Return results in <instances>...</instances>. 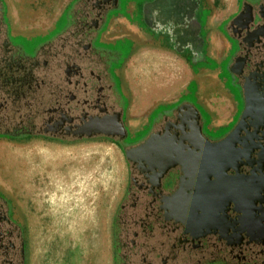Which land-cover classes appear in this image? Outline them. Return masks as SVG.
Wrapping results in <instances>:
<instances>
[{
    "label": "flooded vegetation",
    "instance_id": "1",
    "mask_svg": "<svg viewBox=\"0 0 264 264\" xmlns=\"http://www.w3.org/2000/svg\"><path fill=\"white\" fill-rule=\"evenodd\" d=\"M81 1L88 25L78 34L95 36L114 0ZM238 3L220 26L229 49L217 62L218 76L224 75V87L236 108L228 125L217 131L230 130L215 139L205 132H217L206 124V109L185 101L152 123L145 138L126 142V109L120 105L110 61L95 50L92 38L75 39V50L68 54L63 51L66 45L46 41L28 56L25 46L0 26V136L63 141L107 137L126 154L130 182L114 221L115 264L117 239L129 246V252L121 253L130 257L128 264H264V0ZM58 61L63 66L59 76ZM47 68L52 74L41 76ZM47 93L49 100L44 102L41 95ZM234 117L239 119L231 127ZM233 131L231 143L215 158L197 154L208 152L207 140L218 142ZM195 144L201 149L194 154ZM195 156L201 160L197 164ZM170 163L176 164L169 167ZM206 166L217 175L201 185L209 207L219 212L215 220L203 222L198 211L189 221L186 217L192 212L184 207V195H173L185 189L197 193L201 172L195 177L190 171ZM26 248L25 229L10 217L0 196V264H26Z\"/></svg>",
    "mask_w": 264,
    "mask_h": 264
},
{
    "label": "crops",
    "instance_id": "2",
    "mask_svg": "<svg viewBox=\"0 0 264 264\" xmlns=\"http://www.w3.org/2000/svg\"><path fill=\"white\" fill-rule=\"evenodd\" d=\"M3 1L7 28L13 39L22 37L33 42H49L70 27L73 6L78 0ZM238 4L237 0L235 9L224 13L218 9L217 0H114L113 9L97 31L94 48L110 62L123 57L115 66V72L122 78L123 92L130 100L126 113H130V118L134 116L129 123L136 130L147 124L148 115L157 107H170L189 98L193 83L196 85L194 102L205 108L200 87L218 68L217 62L227 55L229 42L220 26L238 9ZM199 9L207 11L203 25L197 17ZM204 30H207L205 36L201 34ZM174 31H178L185 42L182 40L177 44ZM218 37L226 44L220 61L216 53ZM127 42L131 46L125 54ZM156 69H163L164 81L155 78ZM148 75L150 77L146 78ZM147 82L153 84L152 88H148ZM206 111L210 130L217 131L226 126L212 124L211 113ZM81 141L83 139L63 141L46 136L21 139L0 136V145L16 147L15 161L5 163L0 159V192L13 199L12 213L16 216H12L26 233L31 229L28 237H41L45 229L53 227L79 225L96 209V204L89 206L93 209L91 211L85 210V204L78 200L74 206H65L63 197H56L57 202L53 199L56 194L64 195L63 185L72 180V169L81 167L82 154L78 145ZM6 170L15 172L14 195L9 193L11 186L4 179ZM94 194L86 192L84 196L94 197ZM105 213L103 209L104 217ZM115 217L116 214L113 221ZM113 245L115 264V239Z\"/></svg>",
    "mask_w": 264,
    "mask_h": 264
},
{
    "label": "rangeland",
    "instance_id": "3",
    "mask_svg": "<svg viewBox=\"0 0 264 264\" xmlns=\"http://www.w3.org/2000/svg\"><path fill=\"white\" fill-rule=\"evenodd\" d=\"M236 4L237 0H217L218 9L224 13L235 9ZM206 15L207 11L199 9L197 17L202 25L205 22ZM206 32L207 30H204L201 34L205 36ZM217 41L218 47L216 53L220 61L221 57L225 54L226 44L220 37H218ZM14 42L20 45L23 44L25 46V54L28 56H34L38 48L45 43V41H28L22 37L14 38ZM95 45L99 46L97 43ZM130 46L129 42L125 43V54L129 52ZM122 58L111 61L110 65L112 74L114 75L115 89L119 94L120 105L128 109L130 100L123 92L122 78L116 75L115 72V66L122 62ZM219 70V67L216 68L210 76L206 77V80L202 82L200 87L203 105L211 113L212 124H217L218 126L221 123L228 125L236 108L232 96L224 87V80L221 78L224 75L220 76L219 74L220 77L218 76ZM155 72L156 76L152 75L155 78L163 81L166 79L163 69L161 71L156 69ZM228 74L230 75V72ZM148 77L150 75L146 76V78ZM147 85L148 88H152L153 84L147 82ZM195 88L196 85L193 83L189 88L192 92L189 98L179 100L170 105V107L162 105L154 109V112L149 117L150 125L144 126L141 129L136 130L131 125L132 123H129L134 117L130 118V113H126L125 126L130 132L126 142L139 141L145 138L150 132L152 123L161 118V116L171 114L173 110L179 108L185 101L194 103L193 94ZM239 108L241 109L242 107ZM204 119L207 124L209 117L204 116ZM238 119V117L233 118L234 123L231 127L235 126ZM229 130L230 128L217 132L207 130L205 132L210 138L215 139L225 135ZM78 145L80 146L79 151L82 154L81 167L72 169V180L63 185L65 188L64 195L63 193L62 195L56 194L53 196V199L57 202L58 198L55 199L56 197H63L65 206L66 204L74 206V203H77L78 200L79 203L85 204L83 206L85 210L89 209L92 211L93 209L89 207L91 204H96L97 207L93 213H88L87 218L83 219V222H79V225L45 229L41 237L34 239L33 236L28 237V232H31V229H27L26 233V229L24 228L26 239L28 238L26 240L28 242L26 264H113V243L115 239L113 231L116 218L113 221V215L117 214V209H119V206L126 198L130 182V164L124 151L112 139L107 137L86 138ZM15 157V146L11 144L0 145V159L2 162L11 163L15 161ZM3 174L4 179L11 186V192L9 193L14 195L16 193V187L14 186L16 185L15 172L6 170ZM86 192H89V195L95 193L94 197L87 196L86 198L84 196ZM3 196L9 202L13 211V199L10 198L11 196L8 197L4 194ZM103 209L106 211L105 217L103 216ZM12 215L16 216L14 212Z\"/></svg>",
    "mask_w": 264,
    "mask_h": 264
},
{
    "label": "trees",
    "instance_id": "4",
    "mask_svg": "<svg viewBox=\"0 0 264 264\" xmlns=\"http://www.w3.org/2000/svg\"><path fill=\"white\" fill-rule=\"evenodd\" d=\"M83 10H87V9H86V7L83 6L82 1L78 0L73 6L72 23H71L70 27L63 34H60V35L55 36L54 38H52L49 41V43H56L58 45L57 47H60L61 45H66L65 47H63V51H65V53L67 52L66 54H68L70 51H74L75 50V45H74L75 42H76L75 39L82 38L83 39L82 42H85L86 40H89L91 38L94 40L97 33L95 34V36H92L91 32L89 34H87V35L79 36V34L81 32L80 28L81 29H83V27L87 28L86 25H88V23L86 22L85 18L83 19V16H82L81 12ZM0 26H4L5 28L8 27L7 26L6 15H5V3H4L3 0H0ZM70 41H72V42H70ZM69 45H71L72 47H70ZM58 51L60 52V50H58ZM61 55H62V53L60 52V55L58 56L59 59H62ZM63 56H65V55L63 54ZM61 63L62 62H59V61L56 63L57 65H56V68H55V74L58 75V76L62 75V71L59 69L60 66H61ZM61 67H63V66H61ZM39 74L41 76L48 77L52 73H50L49 72V68H47V69H44V70L40 71ZM46 92H48V91L46 90ZM41 100L44 101V102L48 101L49 100L48 93L46 95L42 94L41 95ZM208 121H209V119H208ZM0 196L6 201L8 207H9V214H10V217H11L12 208H11L9 202L5 199V197L3 196L2 193H0ZM118 213H121V210H119ZM118 218H119V215H118V217L116 219V222H118ZM123 247H125V248H123ZM129 251H130L129 246H127V245L122 246V243H119L118 239H117V242H116L117 264H123V260L125 262L124 264H128L130 257H125L124 258V256H121V253L129 252Z\"/></svg>",
    "mask_w": 264,
    "mask_h": 264
},
{
    "label": "water",
    "instance_id": "5",
    "mask_svg": "<svg viewBox=\"0 0 264 264\" xmlns=\"http://www.w3.org/2000/svg\"><path fill=\"white\" fill-rule=\"evenodd\" d=\"M170 26V25H169ZM175 30V29H174ZM174 34L177 36V40L175 41L177 44H178V41H182L184 37L180 36V33H178V31H174ZM184 41V40H183ZM185 42V41H184ZM182 42V44L184 43ZM122 127H124V125L122 124ZM237 131V128L236 130ZM235 131H233L232 133H230L227 137H225L224 139L218 141V142H210L209 140H207V144H208V152L207 153H197L198 155H202V156H205V157H216L218 154H220L221 152V149L225 147V144L228 142V139L235 133ZM106 134H109V132H106L104 131ZM148 144V143H147ZM196 149L194 150V154H195V151H198L199 149H201L200 146L196 145ZM144 147H147L146 146H143L142 148ZM145 149V148H144ZM193 154V155H194ZM127 155L129 158H131V155H130V151H127ZM196 158V156H195ZM192 159L193 160V163L194 164H197L198 163V160H200V157L196 158V159ZM204 158V157H202ZM201 158V159H202ZM201 161V160H200ZM203 162V161H202ZM173 163V162H172ZM170 163L169 167L176 164H172ZM220 163V162H219ZM187 169V168H186ZM186 169L184 168V170L186 171ZM198 170L201 172L200 175H198L199 177V185H198V192L197 193H192V194H188L187 193V189H185V192L182 190V194L181 192H177L175 195L173 196H177L178 194H180L179 196L182 197L184 195V199H185V202H184V207H187L188 210L190 211V213L192 212V215H188L186 218L190 221V220H193L196 216V214L198 213V211H200V216H199V219H201L203 222L205 221H210V220H215L216 217L218 215V212L219 210L215 209V208H210L208 203L209 202V199L207 197V194L205 195V192H204V188H203V185H201V182L204 181V179L206 178H210L211 175L213 174H216L213 170H211V168L209 166H206L205 168H203L202 170L200 169H195L193 171V169L190 171L191 173V176H195L196 177V174L198 172ZM196 173V174H194ZM217 175V174H216ZM198 195V197H196Z\"/></svg>",
    "mask_w": 264,
    "mask_h": 264
},
{
    "label": "bare ground",
    "instance_id": "6",
    "mask_svg": "<svg viewBox=\"0 0 264 264\" xmlns=\"http://www.w3.org/2000/svg\"><path fill=\"white\" fill-rule=\"evenodd\" d=\"M134 110H135V109H134ZM132 114H133V113H132ZM133 117H134V116H133ZM239 131H240V129L238 130V132H236L235 135L232 136V138H234L233 140H236V139L238 138ZM231 141H232V139L230 138V139H229V142H227V143L225 144V146H227L229 143H231Z\"/></svg>",
    "mask_w": 264,
    "mask_h": 264
}]
</instances>
